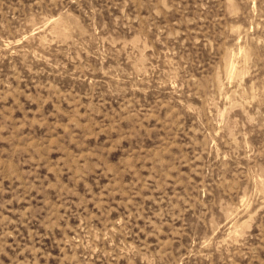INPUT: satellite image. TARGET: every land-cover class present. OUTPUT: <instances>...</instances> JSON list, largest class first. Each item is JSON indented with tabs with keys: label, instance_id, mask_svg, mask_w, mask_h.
Returning a JSON list of instances; mask_svg holds the SVG:
<instances>
[{
	"label": "rangeland",
	"instance_id": "obj_1",
	"mask_svg": "<svg viewBox=\"0 0 264 264\" xmlns=\"http://www.w3.org/2000/svg\"><path fill=\"white\" fill-rule=\"evenodd\" d=\"M0 264H264V0H0Z\"/></svg>",
	"mask_w": 264,
	"mask_h": 264
}]
</instances>
